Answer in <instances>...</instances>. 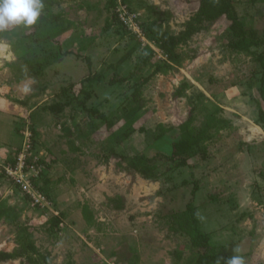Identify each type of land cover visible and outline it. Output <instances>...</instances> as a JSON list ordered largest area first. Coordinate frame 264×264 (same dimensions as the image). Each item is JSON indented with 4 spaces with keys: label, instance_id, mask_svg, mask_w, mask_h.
Segmentation results:
<instances>
[{
    "label": "rangeland",
    "instance_id": "374dc122",
    "mask_svg": "<svg viewBox=\"0 0 264 264\" xmlns=\"http://www.w3.org/2000/svg\"><path fill=\"white\" fill-rule=\"evenodd\" d=\"M114 1L51 0L45 13L55 18L38 29L9 27L0 38V107L17 124L16 134L0 114V138L7 134L12 144L0 145V174L25 148L27 133L35 156L51 167L36 182L48 206L0 177V251L16 247L23 224L50 264H197L202 253L246 254L264 264V42L232 50L229 22L205 23L179 47V66L153 74L165 59L156 33L184 30L198 0ZM235 2L245 29L263 39L264 0ZM122 7L137 14L136 27L122 23ZM23 58L42 65L38 78L17 79ZM183 82L188 88L174 98ZM58 102H67L62 112L43 109ZM85 107L113 122L108 131ZM190 115L205 139L186 166L154 181L118 165L119 154L169 155ZM132 125L146 131L123 139ZM160 125L166 130L156 138ZM84 204L93 225L82 216ZM191 204L210 234L207 247L170 228L167 214ZM54 211L62 216L58 233L49 231Z\"/></svg>",
    "mask_w": 264,
    "mask_h": 264
},
{
    "label": "trees",
    "instance_id": "16d2710c",
    "mask_svg": "<svg viewBox=\"0 0 264 264\" xmlns=\"http://www.w3.org/2000/svg\"><path fill=\"white\" fill-rule=\"evenodd\" d=\"M111 1L114 5L115 1ZM257 1L258 0H248L250 3H255ZM43 4L44 8L42 15L38 18L37 23L33 25L35 29L40 28L47 20H52L51 18H55L52 13H45L51 4V0H43ZM235 4V0H198V8L193 16H191V18L186 22L184 30L178 34H173L167 30H159L156 33V42L159 49L165 56V59L159 61L158 66H156L153 70V74H157L159 72L164 73L174 66H179L181 64V54L178 51L179 47L186 43L194 33L202 30L205 27V23L212 26L221 19H226L229 22L227 27L233 36L228 43V46L232 50L246 51L250 46L259 45L260 43L264 42V38L261 40L257 38L256 32L254 30L245 29L244 24L238 15ZM172 15L173 12L171 10L166 13V17H171ZM8 33L9 29L0 31V38L6 36ZM16 71L17 79L23 80L26 78H38L42 74L43 68L39 62H32L28 58H23L22 64L19 65V68ZM121 80V78H113L111 83H116V81ZM188 86L189 82H183L173 92V97H181ZM72 87L73 84L70 85V88ZM81 91L85 93L87 97H89V93H86L83 88ZM138 91L139 89H137V92L135 93L138 94ZM66 105L67 102H58L51 105H45L43 109L59 113L63 111ZM84 105L85 104L83 103V106ZM85 109L89 112L96 113L99 118L104 119L106 124L105 128L108 131V129L113 124L112 121L108 119L106 120L104 114L99 113L94 109H91V111L86 107ZM192 121L193 116L190 115L186 121L181 123L179 126L181 132L180 137L178 140L172 143V149L169 155H164L162 152H157L154 156H147L146 154L140 152L132 155L117 154L120 158L118 165H121L122 162H125L126 167L129 170L136 171L141 174L143 178L154 181L159 180L161 177L166 175L168 170L186 166L189 159L193 156V154H195L196 148L200 142L205 139V134L202 131L196 129L192 125ZM159 128L162 130V132L161 134L156 135V138L161 137L162 133L166 130L163 125H160ZM136 131L145 132L146 128L144 126H139L138 128L133 125L129 126V128L125 129L122 133L123 139H127ZM31 140L33 146V138H31ZM198 149L201 150L203 156H205V149ZM16 162L17 156H15L11 165L15 166ZM27 163L40 165L39 163L43 162L42 160L34 161V156L32 155L27 158ZM42 171H40L37 176H30V181L34 187H37L36 182L42 175ZM37 189L40 188L37 187ZM122 207L123 206L120 201L118 206H115L117 209H121ZM82 216L88 225H93L95 223L93 211L85 204L82 206ZM167 216L171 220L170 228L173 231L182 232L189 236L192 244L196 247H207L209 239L208 237H210V234L201 231L199 227V218L193 204L189 205L184 211L177 213L174 212L169 215L167 214ZM49 222L51 223L49 231L58 233L60 224L62 223V216L53 215ZM18 228L20 233L15 239L16 247H14L11 251H0V262L22 259L23 264H50L48 255L42 253L36 245L32 228H29L23 224H21ZM227 259L228 257L226 256H219L216 254L208 255L202 253L197 257V264H218V261H220V264H224Z\"/></svg>",
    "mask_w": 264,
    "mask_h": 264
},
{
    "label": "built area",
    "instance_id": "2783aa9c",
    "mask_svg": "<svg viewBox=\"0 0 264 264\" xmlns=\"http://www.w3.org/2000/svg\"><path fill=\"white\" fill-rule=\"evenodd\" d=\"M119 17L122 23L126 26L130 28L133 26L136 27V13L122 7V10L119 12ZM27 135L25 148H22V150L18 152L16 165L7 169V173L15 183L30 196L35 205L43 206L46 203L45 195L39 189L35 188L30 181V176H37L41 171L42 166L27 163V158L33 155L31 134L27 133ZM34 161H36V159H34Z\"/></svg>",
    "mask_w": 264,
    "mask_h": 264
},
{
    "label": "clouds",
    "instance_id": "9594fccd",
    "mask_svg": "<svg viewBox=\"0 0 264 264\" xmlns=\"http://www.w3.org/2000/svg\"><path fill=\"white\" fill-rule=\"evenodd\" d=\"M43 8V0H0V31L13 26L35 25L42 15ZM224 264H245V261L242 256L233 255Z\"/></svg>",
    "mask_w": 264,
    "mask_h": 264
},
{
    "label": "crops",
    "instance_id": "0c3cea01",
    "mask_svg": "<svg viewBox=\"0 0 264 264\" xmlns=\"http://www.w3.org/2000/svg\"><path fill=\"white\" fill-rule=\"evenodd\" d=\"M0 114H3V115H5L6 117H7V119L8 120H10L11 121V123H10V125H9V128L12 130V131H15V129H16V123H15V118L12 116V114H10L9 112H7V110H5L4 108H1L0 107ZM16 120H19V119H17L16 118ZM6 129H7V127H6ZM18 129V128H17ZM15 133H16V131H15ZM22 133H23V131H22ZM17 134V133H16ZM8 135L7 134H5V135H3V136H1V138H0V145H1V147H3L4 145H2V144H6V145H12V144H10V141H9V137H7ZM9 136H11V134H9ZM19 136H21V135H19ZM26 138V137H25ZM14 145H18V144H14ZM19 149H21V148H19ZM17 152H19V151H17ZM33 156H34V159H36V160H42V162L43 163H39L41 166H42V168H41V171H42V174H45V173H47V171L51 168L50 167V164H49V162H46V160L43 158V154H39L40 156H39V158L37 157V156H35V154H36V148L33 146ZM34 152H35V154H34ZM37 157V158H36ZM11 167H14V166H12L11 165V163L10 164H8V166H3V170L1 171V174H0V177L2 178V176H5L6 178H11L9 175H8V173H7V169H9V168H11ZM11 180H13L12 178H11ZM48 181V180H47ZM18 186V185H17ZM19 187V186H18ZM20 188V187H19ZM35 188H37V187H35ZM44 195H45V193H44V191L43 190H41V189H39ZM29 196V195H28ZM30 197V196H29ZM45 197H46V203L45 204H47V206H48V203L47 202H49L48 201V198H47V196L45 195ZM44 204V205H45ZM53 214L56 216V215H60L59 214V212H56V211H54L53 212ZM5 251H8V250H5ZM248 255H246V254H244V255H242V257L244 258V261H245V264H255V263H253L252 261H251V259H250V255L247 257Z\"/></svg>",
    "mask_w": 264,
    "mask_h": 264
}]
</instances>
